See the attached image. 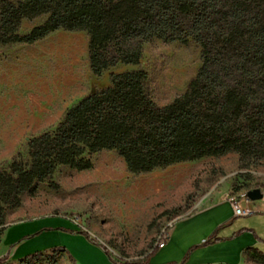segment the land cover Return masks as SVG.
Wrapping results in <instances>:
<instances>
[{
    "label": "trees",
    "instance_id": "1",
    "mask_svg": "<svg viewBox=\"0 0 264 264\" xmlns=\"http://www.w3.org/2000/svg\"><path fill=\"white\" fill-rule=\"evenodd\" d=\"M41 17V24L19 32L23 21ZM60 30L87 34L89 70L97 77L116 65H138L152 40L197 44L201 65L185 91L162 107L145 71L113 74L108 87L30 139L26 160L17 156L0 171V241L6 213L23 196L45 182L57 189L51 182L57 168L89 170L102 151L116 153L132 174L229 153L246 165L264 163V0H0V46L33 45ZM157 250L119 264H148Z\"/></svg>",
    "mask_w": 264,
    "mask_h": 264
},
{
    "label": "rangeland",
    "instance_id": "2",
    "mask_svg": "<svg viewBox=\"0 0 264 264\" xmlns=\"http://www.w3.org/2000/svg\"><path fill=\"white\" fill-rule=\"evenodd\" d=\"M44 20L23 21L19 32L26 33ZM88 42L85 32L60 30L33 45L0 46V171L17 156L25 161L26 143L53 130L83 97L108 87L111 75L145 71L151 97L162 107L185 91L201 65L197 44L152 40L143 45L138 65H116L97 77L89 70ZM91 163L84 171L57 168L51 178L57 189L42 183L34 193L23 196L18 208L6 213L1 237L14 223L40 218L51 222L23 239L60 234L48 237L47 241L56 244L34 252L42 255L32 264H78L66 256H71L69 249L57 244L58 239L64 243L72 235L82 236L101 251L104 259L95 255L94 264L142 260L174 223L188 224L190 233L179 247L155 251L148 264H264V258L256 253L264 254V197L252 202L249 217L234 219L232 211L229 218L221 214L208 221L187 223L192 220L187 217L223 198L252 190L264 194V163L246 165L237 154L229 153L132 174L112 151L93 155ZM239 208L242 210L241 204ZM57 219L68 220L79 229L60 227ZM80 230L84 233L71 232ZM85 234L95 242L87 240ZM241 235H249L250 244H244L242 251L246 252L240 260L236 259L239 245L222 254L190 258L195 250L231 243ZM208 239L211 243L201 246ZM54 248L60 251L52 256L49 250ZM4 256L0 249V258ZM4 264L17 261L8 256Z\"/></svg>",
    "mask_w": 264,
    "mask_h": 264
},
{
    "label": "crops",
    "instance_id": "3",
    "mask_svg": "<svg viewBox=\"0 0 264 264\" xmlns=\"http://www.w3.org/2000/svg\"><path fill=\"white\" fill-rule=\"evenodd\" d=\"M247 193L248 192H246V196L244 197L241 196L243 194L242 193L240 195L223 198L222 200L213 202L210 205L202 208L198 212L194 213L193 215L187 217V218H192V220L188 221L187 223H190L192 221H194L192 223L208 221L210 220V218L220 216L221 214L224 217L229 218L233 211L234 204H236L238 208L239 205L241 204L242 210L249 209L252 213L253 211L252 202L258 200H254V201L250 200L247 196ZM263 197L264 194L262 193V198ZM233 217L234 219L237 218L236 216H234V213H233ZM239 217H249V214L247 216H239ZM55 221L58 223L57 225L60 227L70 230L79 229L72 222H69L68 220L65 219H57ZM47 222H51V220L49 218H40L26 222H18L10 225L5 230L4 234L1 237L0 249L3 250L5 252V256H9L12 261H18L19 259L27 255H30L31 253L34 252H43L48 250L49 248H51L56 244V242L47 241L48 237L55 238L56 236L58 237L60 234L53 233L50 236L49 234H42L33 240L23 239L24 236L32 234L37 230H40V228H42V226H45L46 225L45 223ZM230 223L232 222L229 221L228 224L230 225ZM174 224L171 226L172 229L168 232V239L165 246L162 249H159L161 253L168 251V249L172 250L176 247H179L184 242V236H186V234L190 233L191 231V227L188 224L176 225V226H174ZM68 237L69 239H67V241H64V243H62L61 238L58 239L57 244L60 245L62 244L67 249H69V253L71 254V256L68 253L66 254V252L62 248V250L64 251V253L68 258H70L71 260L72 258L74 259L72 260L74 263L76 261L78 264H94L92 261H93V256L95 255H98L102 259H104L101 251L95 246L88 243L82 236L72 235ZM248 237L250 236L241 235L240 237L233 240L231 243L218 244L212 247H207L205 249L195 250V252H193V254L190 256V258L194 255H198V257H203L210 254H222L225 251H227V249L234 247V245L236 246L239 245L241 247L237 252L236 259L240 260L243 257L244 253L246 252V251H242L244 244H250ZM68 243L70 245H67ZM199 264H204V263L199 262ZM232 264H240V263L234 262Z\"/></svg>",
    "mask_w": 264,
    "mask_h": 264
},
{
    "label": "built area",
    "instance_id": "4",
    "mask_svg": "<svg viewBox=\"0 0 264 264\" xmlns=\"http://www.w3.org/2000/svg\"><path fill=\"white\" fill-rule=\"evenodd\" d=\"M241 196H246V193H243ZM233 213L234 216L239 217V216H247L248 214L251 213V211L249 209L247 210H241L240 208H238V206H236V204L233 205ZM168 239V232H162V234L159 236L158 240L155 243V246L157 247V249H162Z\"/></svg>",
    "mask_w": 264,
    "mask_h": 264
},
{
    "label": "water",
    "instance_id": "5",
    "mask_svg": "<svg viewBox=\"0 0 264 264\" xmlns=\"http://www.w3.org/2000/svg\"><path fill=\"white\" fill-rule=\"evenodd\" d=\"M247 196L250 200H259L262 198V193L259 190H252L247 193Z\"/></svg>",
    "mask_w": 264,
    "mask_h": 264
}]
</instances>
